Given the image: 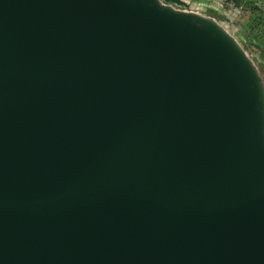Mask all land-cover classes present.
I'll use <instances>...</instances> for the list:
<instances>
[{
  "label": "water",
  "instance_id": "obj_1",
  "mask_svg": "<svg viewBox=\"0 0 264 264\" xmlns=\"http://www.w3.org/2000/svg\"><path fill=\"white\" fill-rule=\"evenodd\" d=\"M0 264H264V85L160 0H0Z\"/></svg>",
  "mask_w": 264,
  "mask_h": 264
},
{
  "label": "rangeland",
  "instance_id": "obj_2",
  "mask_svg": "<svg viewBox=\"0 0 264 264\" xmlns=\"http://www.w3.org/2000/svg\"><path fill=\"white\" fill-rule=\"evenodd\" d=\"M177 9L212 18L245 49L246 55L259 64L264 83V0H178Z\"/></svg>",
  "mask_w": 264,
  "mask_h": 264
},
{
  "label": "trees",
  "instance_id": "obj_3",
  "mask_svg": "<svg viewBox=\"0 0 264 264\" xmlns=\"http://www.w3.org/2000/svg\"><path fill=\"white\" fill-rule=\"evenodd\" d=\"M163 4H165V5H169V6H171L172 8H174V9H176V10H180V9H177L176 7H177V3H178V0H160ZM233 2H234V4L238 7V6H240V3H241V0H232ZM180 11H183V10H180ZM230 34L233 36V32H230ZM263 38H264V34H263V36H262ZM239 44V43H238ZM240 45V44H239ZM242 48V47H241ZM243 49V48H242ZM243 50H245V49H243ZM245 52V51H244ZM248 56V55H247ZM249 57V56H248ZM251 60V59H250ZM252 61V60H251ZM252 63L254 64V67L256 68L257 66H259V64L254 60V62L252 61ZM256 70H257V68H256ZM257 72H258V70H257ZM259 74V73H258ZM260 76V75H259ZM260 78H261V76H260ZM261 81H262V83H263V80H262V78H261ZM263 85H264V83H263Z\"/></svg>",
  "mask_w": 264,
  "mask_h": 264
}]
</instances>
